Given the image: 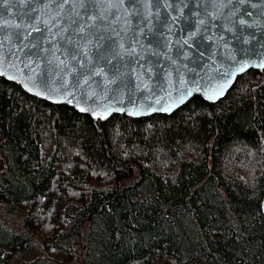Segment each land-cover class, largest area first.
<instances>
[{"label":"trees","instance_id":"1","mask_svg":"<svg viewBox=\"0 0 264 264\" xmlns=\"http://www.w3.org/2000/svg\"><path fill=\"white\" fill-rule=\"evenodd\" d=\"M263 193L264 67L139 117L0 75V264H264Z\"/></svg>","mask_w":264,"mask_h":264},{"label":"water","instance_id":"2","mask_svg":"<svg viewBox=\"0 0 264 264\" xmlns=\"http://www.w3.org/2000/svg\"><path fill=\"white\" fill-rule=\"evenodd\" d=\"M263 67L264 0H0V75L91 116L215 101Z\"/></svg>","mask_w":264,"mask_h":264},{"label":"rangeland","instance_id":"3","mask_svg":"<svg viewBox=\"0 0 264 264\" xmlns=\"http://www.w3.org/2000/svg\"><path fill=\"white\" fill-rule=\"evenodd\" d=\"M24 213V212H23ZM22 213V214H23ZM48 246V243L46 244ZM27 248H20L16 250V252H13V255H15V260L13 261V264H17V262L22 258L27 256L29 253L26 251ZM12 263V262H11Z\"/></svg>","mask_w":264,"mask_h":264}]
</instances>
